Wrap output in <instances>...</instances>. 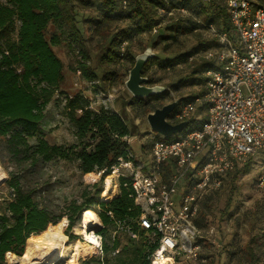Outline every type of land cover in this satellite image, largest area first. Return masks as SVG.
I'll use <instances>...</instances> for the list:
<instances>
[{"label": "trees", "instance_id": "trees-1", "mask_svg": "<svg viewBox=\"0 0 264 264\" xmlns=\"http://www.w3.org/2000/svg\"><path fill=\"white\" fill-rule=\"evenodd\" d=\"M198 17H203L204 24ZM211 26L218 34H228L237 44L227 8L218 0H0V163L8 172L12 197L6 203V211L0 212V264H7L5 258L9 255L23 256L28 238L44 231L49 224L57 225L67 218L70 231L80 222L84 209H94L99 214L104 226L101 230L104 252L120 249L131 255V264H151L149 256L157 248V242L141 243L128 231L131 228L140 235L148 233L139 226L143 209L135 203L129 178L120 177L119 193L111 200H98L102 191V183L98 182L89 185L90 189L83 191L80 198L55 206L42 204L33 184L39 165L57 160L76 163L82 174L104 168H107L104 175L109 173L119 157H127L129 138L140 134L139 125L126 109L142 118L171 102L170 87L177 88L180 83L166 84L165 91L146 98L132 96L122 110L92 108L83 94L68 95L61 113L70 122L76 141L50 142L41 135V124L48 104L65 78L63 60L54 47L62 45L71 58V69L80 71L84 80L107 93L114 85L124 84L136 55L148 46L162 48L161 55L156 54L144 66L148 85L161 83L165 72H172L181 63L187 64L197 54L201 61L192 63L194 74H202L208 67L218 68L204 54L219 46V37L206 39L198 32ZM154 29L156 34H152ZM144 33L152 34L146 44L140 39ZM187 35L197 36L198 44L183 51L180 38ZM123 41H126L124 51ZM135 41L140 47L137 52L133 49ZM170 47L175 53L168 57L164 53ZM185 82L204 84L205 78L200 75ZM195 98L181 97L178 107ZM252 161L253 157L236 164L225 173L220 189L203 195L195 218L198 227L210 226L215 221L220 224L231 217L239 179L250 172ZM167 172H171L170 166ZM222 194L225 205L217 215L213 209ZM260 201L256 205L263 208L256 209L250 218L264 214V200ZM96 202L98 210L94 208ZM246 216L249 217L247 213ZM240 222L237 217L234 224ZM109 231L114 232L112 238L109 236L110 242ZM234 235L226 250L227 264H263L254 238L242 245L241 237ZM96 261L110 264L109 259Z\"/></svg>", "mask_w": 264, "mask_h": 264}, {"label": "built area", "instance_id": "built-area-1", "mask_svg": "<svg viewBox=\"0 0 264 264\" xmlns=\"http://www.w3.org/2000/svg\"><path fill=\"white\" fill-rule=\"evenodd\" d=\"M218 1L227 8L237 44L228 34H218L210 27L219 37V46L204 57L219 67L204 71L202 95L183 102L168 117L172 123L190 120L199 102L206 107L203 123L178 139H155L149 166L135 160L129 149L127 157H119L108 173L129 178L135 203L143 209L139 226L157 242L149 256L151 264L191 258L206 263L207 257L200 253L202 230L195 223L203 195L220 189L225 173L236 164L251 157L256 160L257 153L264 161V4L258 0ZM125 47L123 41L121 50ZM257 183L264 187V163ZM177 192L182 200L178 211L173 198ZM128 231L137 237L131 228ZM206 233L213 237L215 229L210 227Z\"/></svg>", "mask_w": 264, "mask_h": 264}, {"label": "rangeland", "instance_id": "rangeland-1", "mask_svg": "<svg viewBox=\"0 0 264 264\" xmlns=\"http://www.w3.org/2000/svg\"><path fill=\"white\" fill-rule=\"evenodd\" d=\"M197 20L204 24L203 17H198ZM198 32L202 34V38L212 39L213 37H215V32H213L212 29L208 27H203ZM152 34H156V32L153 31ZM152 34L144 33V35L140 37L141 41L146 44V41L152 36ZM180 39L183 41L181 49L184 51L190 49L192 46L197 45L199 38H197V36L195 35H187L185 37H181ZM134 44L135 45L133 46V49L135 52H137L140 48L138 47L139 43L135 41ZM54 50L63 60L65 78L61 88L59 89L57 94L54 95L52 101L47 106L46 118L41 124L40 133L41 135L45 136L50 142L70 144L76 141V137L73 134V129L70 122L61 113L66 96H72L76 93H81L89 99L90 106L92 108L97 109L100 108V106H105L113 110H122L124 104L131 99L132 94L127 90L125 83L114 85L107 93L101 91L100 89H98L95 83L84 80L81 77L79 71H73L71 69V58L68 56L66 49L62 45L55 46ZM153 50L156 54L161 55L162 53V48L159 46ZM174 53L175 52H173L170 47L167 49L164 55L171 57L174 55ZM194 61H201L200 54L195 55L193 60L190 59L187 64L181 63L179 67L175 70H172V72H165L163 81L161 83H158L164 86H166V84H175L177 86L180 83L177 88L170 87V92L173 100L180 99L181 97L185 98L190 95L198 97L203 93V83L197 82L191 85L189 84V82H185V80L189 81L192 77H199L200 75L204 76V73H193L192 63ZM153 69H156V65H154ZM202 106L204 105L198 102L197 109L194 112L193 116L190 118V123L181 131L170 136H161L158 132L152 130L148 123L147 115L143 116L142 118L136 117L134 111L130 108H127L126 111L128 116L133 118L135 120V123L140 127V134L129 138L130 150L136 157L135 160L145 162V164L149 166L153 158L151 148L155 139H178L186 132L201 125L206 115V107ZM172 113H174V111L171 112V114ZM256 155L257 159L255 160L253 158L250 172L243 175L239 179V191L230 209L232 214L231 217L228 216L226 220H222L220 224L215 221L210 226L201 228L203 239H200V241L202 242V249L200 253L203 257H207V262L204 264H227L228 253L226 250L229 248L230 242L235 237V233L238 234L237 236L241 237L242 245L246 244L251 238H254L253 244L255 245L257 251L260 253V256H262L264 264V214L259 215L258 217H256V219L250 218V215H252V217L254 216L256 209L263 208L262 205H260V207L259 205H256L257 202H259V200H264V187L257 186V178L264 161L263 156L260 153H257ZM0 171L5 175L4 179L0 181V212H5L6 203L12 197L11 189L7 184L9 175L7 170L1 163ZM89 174L92 175L89 177ZM108 177L111 181L109 182L106 194L104 193V191L106 190L105 183ZM120 177L108 173L106 175H99L97 172L82 174L76 166V163H66L57 160L39 165L33 186L36 188L38 199L42 204L55 206L57 204L62 205L74 198H80V195L83 191L90 189L89 185L98 182L102 183V191L98 200H111L119 193ZM173 198L176 201V211H178L181 208L182 204L180 193L177 192L173 194ZM224 205L225 195L222 194L215 203V208L213 209L214 214L216 213L218 215L219 211L224 207ZM94 208L97 210L100 209L97 202L95 203ZM94 211L97 215L98 223L95 227L92 228V231L99 237L101 243L100 245L102 247L101 239L103 236L101 235V230L104 226L98 212L96 210ZM246 213L249 217L246 216ZM237 217L240 218L241 222L236 226L234 223H236ZM65 219L66 220L60 222L63 224L62 231L67 236L64 245L70 246L71 242L76 239L85 242L84 235L76 233L77 230L75 226H73L72 229L68 231V220L67 218ZM57 225H59V223ZM123 226L124 225L119 224L120 228H123ZM210 227H213L215 229L213 237L208 236L206 233V231ZM72 234L74 237H71ZM113 235L114 232L109 231L108 240L109 236L112 238ZM135 240L141 241V243H143V241L148 242L149 240L154 241L153 236L148 233H145L143 235L137 234ZM88 245L91 247V251L88 254L82 253L80 256H78L76 259L77 263L83 264V262H87V264H101L97 263L96 260L100 259L102 261H106V259H109L110 264H131V255L125 253L120 249H113L106 253L101 247L90 243ZM71 259L72 252H69L64 254V256L56 258L53 264H66L71 261ZM117 259L120 260V262H117ZM5 261L7 264H10L7 258H5ZM174 264L202 263L191 258L185 260L176 259Z\"/></svg>", "mask_w": 264, "mask_h": 264}, {"label": "bare ground", "instance_id": "bare-ground-1", "mask_svg": "<svg viewBox=\"0 0 264 264\" xmlns=\"http://www.w3.org/2000/svg\"><path fill=\"white\" fill-rule=\"evenodd\" d=\"M91 175L89 174V177ZM4 177L5 175L0 171V181ZM110 181L108 177L106 180V190L104 191L106 194ZM97 223L98 218L95 211L93 209H84L80 222L74 226L77 230L76 233L84 235L85 242L76 239L71 242L70 246H66L64 242L67 236L62 231L63 224H49L47 229L28 238L25 255L19 256L12 254L7 257V260L10 264H53L56 258L72 252V259L66 264H79L76 262L77 257L82 253L88 254L91 251V247L88 245L89 243L98 247L101 244L99 237L92 231V228Z\"/></svg>", "mask_w": 264, "mask_h": 264}, {"label": "water", "instance_id": "water-1", "mask_svg": "<svg viewBox=\"0 0 264 264\" xmlns=\"http://www.w3.org/2000/svg\"><path fill=\"white\" fill-rule=\"evenodd\" d=\"M155 55L156 53L151 46L146 47L144 51L136 55L135 63L129 70L124 82L127 90L132 96L146 98L160 94L166 90V86L161 84L148 85V77L143 75L145 64ZM179 103L180 99H174L162 107L157 108L155 111L148 113L147 120L151 129L162 136H170L185 128L190 123V120L172 123L168 118L171 112L178 107Z\"/></svg>", "mask_w": 264, "mask_h": 264}, {"label": "crops", "instance_id": "crops-1", "mask_svg": "<svg viewBox=\"0 0 264 264\" xmlns=\"http://www.w3.org/2000/svg\"><path fill=\"white\" fill-rule=\"evenodd\" d=\"M201 95H202V94H201ZM202 107H204V106H202ZM205 117H206V115H205ZM205 117H204V118H205ZM199 126H200V125H199ZM197 127H198V126H197Z\"/></svg>", "mask_w": 264, "mask_h": 264}]
</instances>
